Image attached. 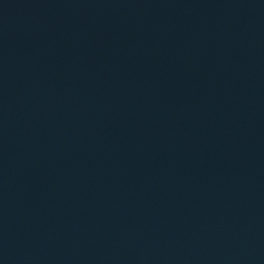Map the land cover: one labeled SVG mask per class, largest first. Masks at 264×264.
I'll list each match as a JSON object with an SVG mask.
<instances>
[{
	"label": "water",
	"instance_id": "water-1",
	"mask_svg": "<svg viewBox=\"0 0 264 264\" xmlns=\"http://www.w3.org/2000/svg\"><path fill=\"white\" fill-rule=\"evenodd\" d=\"M0 264H264V0H0Z\"/></svg>",
	"mask_w": 264,
	"mask_h": 264
}]
</instances>
